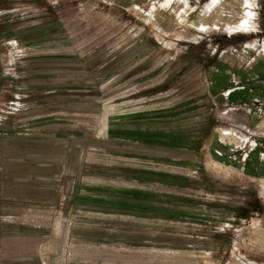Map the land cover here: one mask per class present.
Segmentation results:
<instances>
[{"label": "rangeland", "instance_id": "374dc122", "mask_svg": "<svg viewBox=\"0 0 264 264\" xmlns=\"http://www.w3.org/2000/svg\"><path fill=\"white\" fill-rule=\"evenodd\" d=\"M0 264H264V0H0Z\"/></svg>", "mask_w": 264, "mask_h": 264}]
</instances>
